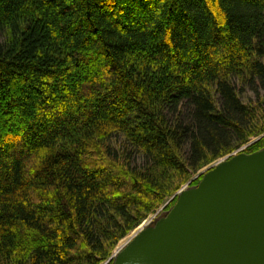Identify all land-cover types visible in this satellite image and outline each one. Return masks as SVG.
<instances>
[{"label": "trees", "instance_id": "16d2710c", "mask_svg": "<svg viewBox=\"0 0 264 264\" xmlns=\"http://www.w3.org/2000/svg\"><path fill=\"white\" fill-rule=\"evenodd\" d=\"M263 131L264 0H0V264H100Z\"/></svg>", "mask_w": 264, "mask_h": 264}, {"label": "water", "instance_id": "95a60500", "mask_svg": "<svg viewBox=\"0 0 264 264\" xmlns=\"http://www.w3.org/2000/svg\"><path fill=\"white\" fill-rule=\"evenodd\" d=\"M112 264H264V147L208 168Z\"/></svg>", "mask_w": 264, "mask_h": 264}, {"label": "rangeland", "instance_id": "374dc122", "mask_svg": "<svg viewBox=\"0 0 264 264\" xmlns=\"http://www.w3.org/2000/svg\"><path fill=\"white\" fill-rule=\"evenodd\" d=\"M239 87V86H238ZM239 95H240V98H241V100L244 102V103H254L256 100V95H255V93H253L250 89H248L247 87H243V88H241V87H239ZM264 137V131L263 132H259V133H257V134H255V135H251L248 139H247V141L246 142H244L243 144H241L239 147H237L235 150H233L231 153H229V154H227V155H225V156H223V157H221V158H219V159H217V160H215V161H212V162H210V163H208V164H206V165H204L203 167H201L200 169H198V170H196V171H194V172H192L191 174H190V176L188 177V179L185 181V182H183L180 186H179V188L175 191V192H173L172 194H169V195H167V196H165V198H164V200L155 208V209H153L151 212H149L147 215H146V217L144 218V220L141 222V224H143V223H146V222H148L147 224H149V223H151V222H153V221H155V219H157L158 217H160L163 213H165V211H167L168 210V208L169 207H171L173 204H171L170 205V203L175 199L176 200V194H177V192L180 190V189H182V188H184V187H186V188H188V187H191V186H194V183L198 180V182H199V177H200V175L202 176L203 175V173L208 169V168H210L212 165H214L216 162H218L219 160H221V159H223V158H226V157H228V156H230L231 154H233V153H236V152H246V153H248V148L250 149V147H252L253 145H255L256 143H258L262 138ZM200 179H201V177H200ZM175 202V201H174ZM140 224V225H141ZM139 226V225H138ZM137 226V227H138ZM137 227L136 228H134L132 231H130L124 238H122L121 240H119L117 243H116V245H115V247L112 249V251H111V253H110V255L105 259V260H103L100 264H112V261H113V256H114V254L116 253V248H117V246L119 245V243L123 240V239H125L126 237H128V236H130L131 234H132V232L134 231V230H136L137 229Z\"/></svg>", "mask_w": 264, "mask_h": 264}, {"label": "bare ground", "instance_id": "6f19581e", "mask_svg": "<svg viewBox=\"0 0 264 264\" xmlns=\"http://www.w3.org/2000/svg\"><path fill=\"white\" fill-rule=\"evenodd\" d=\"M186 187H184V188H182V189H185ZM182 189H180V190H182ZM179 190V191H180ZM178 191V192H179ZM177 192V193H178ZM177 195V194H176ZM148 222H146V223H143V224H141V225H139L138 227H137V229L136 230H134L133 232H132V234L130 235V236H128V237H126L125 239H123L120 243H119V245L117 246V248H116V253L140 230V229H142L143 227H145V226H147L148 224H147Z\"/></svg>", "mask_w": 264, "mask_h": 264}]
</instances>
